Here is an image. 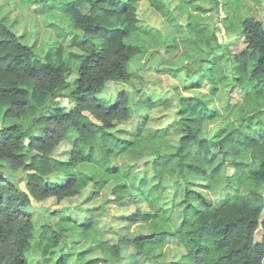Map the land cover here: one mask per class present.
<instances>
[{
	"label": "clouds",
	"instance_id": "1",
	"mask_svg": "<svg viewBox=\"0 0 264 264\" xmlns=\"http://www.w3.org/2000/svg\"><path fill=\"white\" fill-rule=\"evenodd\" d=\"M264 264V0H0V264Z\"/></svg>",
	"mask_w": 264,
	"mask_h": 264
},
{
	"label": "trees",
	"instance_id": "2",
	"mask_svg": "<svg viewBox=\"0 0 264 264\" xmlns=\"http://www.w3.org/2000/svg\"><path fill=\"white\" fill-rule=\"evenodd\" d=\"M90 264H91V262H90Z\"/></svg>",
	"mask_w": 264,
	"mask_h": 264
}]
</instances>
